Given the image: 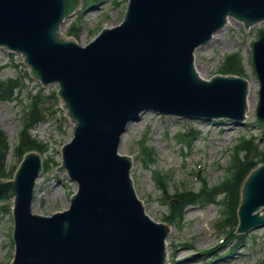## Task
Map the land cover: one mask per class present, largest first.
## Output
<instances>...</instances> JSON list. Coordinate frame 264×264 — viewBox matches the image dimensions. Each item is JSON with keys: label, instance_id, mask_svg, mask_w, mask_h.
<instances>
[{"label": "water", "instance_id": "95a60500", "mask_svg": "<svg viewBox=\"0 0 264 264\" xmlns=\"http://www.w3.org/2000/svg\"><path fill=\"white\" fill-rule=\"evenodd\" d=\"M80 6L0 0V46L21 53L43 85L59 84L74 128L54 170L77 183L68 208L46 216L31 206L41 170L36 151L23 156L12 180L0 178V204L14 198L10 264H164L168 226L145 213L130 177L132 159L118 152L120 136L148 110L243 120L245 77L204 79L194 51L229 16L246 27L263 21L264 0H128L123 20L85 45L58 31ZM251 26L243 24L244 31ZM252 61L260 81L256 113L264 120V28L252 43ZM241 196L237 232L245 233L264 225V163L249 172Z\"/></svg>", "mask_w": 264, "mask_h": 264}, {"label": "rangeland", "instance_id": "374dc122", "mask_svg": "<svg viewBox=\"0 0 264 264\" xmlns=\"http://www.w3.org/2000/svg\"><path fill=\"white\" fill-rule=\"evenodd\" d=\"M82 1V7L66 18L60 31L85 44L102 27L121 21L127 0ZM228 21L230 26L225 24L208 43L195 49L194 65L204 78H208L219 73L220 63L226 55L238 54L244 66L242 76L248 81V94L253 100L252 106L247 102L244 121L237 124L225 118H178L149 110L129 122L121 135L118 151L132 157L131 176L138 197L146 212L156 221L167 222L170 229L165 246L168 252L166 264H264V226L240 236L219 229L224 215L222 206L226 205L219 203L222 194H214L209 202L185 206L179 218L180 215L171 216L174 211L169 214L167 204L172 200L163 199L158 191L157 180L160 178L167 183V194L175 189L198 191L203 186L217 185L227 177L234 147L241 138H252L251 145L255 144L257 150L248 153L252 161H257L264 149V124L255 114L259 81L249 62L252 42L258 30L264 28V22L252 25L245 32L241 21L233 17ZM0 66L1 79L13 77L22 83L13 98L0 100V128L8 141L5 162L8 176L13 174L20 159L13 149L28 112L29 94H35L39 89L43 93L41 105L45 119L36 126L34 133L45 149L41 151L43 166L36 180L32 210L51 215L69 206V197L76 189L75 183L68 181L65 171L54 170L55 164H60L61 145L73 136V122L58 97H46L51 92L56 93L58 85L42 87L28 75V67L19 54L0 48ZM187 132L189 134L183 137L182 134ZM146 148L154 152L152 164H147ZM238 155L242 156L243 152L238 151ZM165 215L169 216L167 221L163 219ZM12 228L9 202L0 206V264H9L12 259ZM177 251L180 256H187L176 259Z\"/></svg>", "mask_w": 264, "mask_h": 264}, {"label": "trees", "instance_id": "16d2710c", "mask_svg": "<svg viewBox=\"0 0 264 264\" xmlns=\"http://www.w3.org/2000/svg\"><path fill=\"white\" fill-rule=\"evenodd\" d=\"M224 62L225 71L230 73L241 74L243 72V67L241 63V58L237 54L228 55ZM21 83L16 78H0V100H10L13 98L15 91L20 87ZM54 97V93L46 96ZM42 95L38 92L30 96L29 110L25 117V122L23 128L19 135V141L14 148V154L21 156L26 151L30 149H36L38 151H43L45 147L43 144L32 134L34 127L44 120L45 112L42 110ZM241 149L244 151L243 159H237L234 166L231 177L223 183L220 187H215L212 193H224V202L231 209V214L233 213V218L235 217L236 203L239 198V188L241 181L247 174V172L254 167L256 161H252L248 158V153L256 148L251 145V141L244 140L241 143ZM8 152V141L5 132L0 128V177H8L6 173V155ZM146 160L153 157V151L145 149ZM259 159L264 161V150L259 153ZM145 160V159H144ZM10 177V176H9ZM207 196L209 192L205 193ZM197 194L191 191L174 192L171 197L173 198V208L174 215H180L181 210L188 204L194 202L197 199Z\"/></svg>", "mask_w": 264, "mask_h": 264}, {"label": "bare ground", "instance_id": "6f19581e", "mask_svg": "<svg viewBox=\"0 0 264 264\" xmlns=\"http://www.w3.org/2000/svg\"><path fill=\"white\" fill-rule=\"evenodd\" d=\"M201 75H202V73H200ZM247 102L249 103V105H253V100H252V98L249 96V94L247 95ZM169 244V243H168ZM188 248H191V246H188ZM167 255H168V252H167ZM177 255L178 256H176V259H179V258H182V257H184V256H187V255H184V256H180V253H179V251H177Z\"/></svg>", "mask_w": 264, "mask_h": 264}]
</instances>
